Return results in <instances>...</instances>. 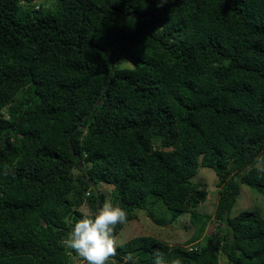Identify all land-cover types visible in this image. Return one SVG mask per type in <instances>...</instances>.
Wrapping results in <instances>:
<instances>
[{
	"label": "trees",
	"instance_id": "trees-1",
	"mask_svg": "<svg viewBox=\"0 0 264 264\" xmlns=\"http://www.w3.org/2000/svg\"><path fill=\"white\" fill-rule=\"evenodd\" d=\"M39 2L0 0V264H78L74 221L106 200L130 221L150 195L188 237L136 236L119 264H264L263 213L231 215L241 184L264 195V0Z\"/></svg>",
	"mask_w": 264,
	"mask_h": 264
},
{
	"label": "rangeland",
	"instance_id": "rangeland-1",
	"mask_svg": "<svg viewBox=\"0 0 264 264\" xmlns=\"http://www.w3.org/2000/svg\"><path fill=\"white\" fill-rule=\"evenodd\" d=\"M54 1L55 0H40L39 3H42L44 8L48 9L52 7ZM120 65L123 67H132L131 62L124 57L120 60ZM74 172L77 174L79 171L76 169ZM192 181L207 184L208 197L206 201L199 205L198 210L201 213L213 217L216 203L219 198L217 186L219 178L216 175V172L212 168L200 167L199 172L192 178ZM99 188L106 193L108 198L110 197V187L101 184ZM154 197L155 195H150L145 201L147 202L145 208H148V210L137 209L135 211L136 217L126 222L120 233L115 237L117 246H120L128 240L140 235L160 237L161 240L163 239L172 245L181 244L187 239L189 232L187 231L188 229L184 230V225L191 226L189 215L180 216L176 222H172V212L166 208L162 201L155 202L153 205L151 204V202L153 203L154 201L152 200ZM80 209L85 213L94 210L88 203L82 205ZM245 209H258L264 216V195L245 184H241L240 196L231 211V215L235 216ZM150 211L152 215L148 214ZM217 224L218 223L214 221L210 222L206 228L207 233L214 232L218 227ZM81 260L82 259L78 260V264H85V262ZM220 264H227V262L225 263L222 261Z\"/></svg>",
	"mask_w": 264,
	"mask_h": 264
},
{
	"label": "clouds",
	"instance_id": "clouds-1",
	"mask_svg": "<svg viewBox=\"0 0 264 264\" xmlns=\"http://www.w3.org/2000/svg\"><path fill=\"white\" fill-rule=\"evenodd\" d=\"M166 0H161V5ZM127 213L110 200H106L95 215L84 214L74 221V227L62 241L63 245L74 251L85 264H119L117 257V241L114 229L117 224H125ZM124 264H134L131 253L124 257ZM153 264H182L178 258L165 260L164 255L157 252Z\"/></svg>",
	"mask_w": 264,
	"mask_h": 264
},
{
	"label": "water",
	"instance_id": "water-1",
	"mask_svg": "<svg viewBox=\"0 0 264 264\" xmlns=\"http://www.w3.org/2000/svg\"><path fill=\"white\" fill-rule=\"evenodd\" d=\"M101 103V100L99 99L98 101H97V105L98 104H100ZM73 151H74V149H73ZM82 163H80V165H81Z\"/></svg>",
	"mask_w": 264,
	"mask_h": 264
}]
</instances>
